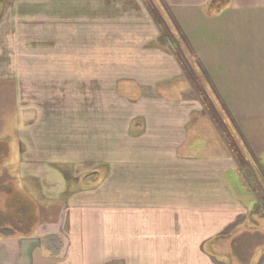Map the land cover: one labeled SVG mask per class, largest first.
<instances>
[{
	"label": "crops",
	"instance_id": "0c3cea01",
	"mask_svg": "<svg viewBox=\"0 0 264 264\" xmlns=\"http://www.w3.org/2000/svg\"><path fill=\"white\" fill-rule=\"evenodd\" d=\"M209 1L165 0L264 187V0ZM3 3L0 131L17 111L21 163L74 199L57 193L35 233H0V264H264V207L142 0Z\"/></svg>",
	"mask_w": 264,
	"mask_h": 264
},
{
	"label": "rangeland",
	"instance_id": "374dc122",
	"mask_svg": "<svg viewBox=\"0 0 264 264\" xmlns=\"http://www.w3.org/2000/svg\"><path fill=\"white\" fill-rule=\"evenodd\" d=\"M152 3L154 4V7L159 11L162 18L164 20H166V22L169 24L171 30L176 35V30L173 27L166 10L162 7L161 2L159 0H152ZM3 5H4L3 0H0V27L1 28L3 26H6V24L8 22V19L6 18L7 9L5 10L3 8ZM4 10H5V12H3ZM18 37H19V35H17V34H15L12 37L11 43L13 44V46H15L17 44L16 41H17ZM37 37H38V39L40 38L39 30H38V36H37L36 31H33V32L31 31V33H29V37L20 38V42H26L27 38L29 40H33V42H35V40H37ZM1 39H2V37H1ZM7 43H10L9 36H8ZM190 46L192 47L191 43H190ZM195 61H196L195 58L191 59V64L193 66L195 73L197 74V76L201 77V79L203 81V83H202L203 87L207 90L206 92L208 93V95H210L211 100L214 103L215 109L216 110L218 109V112L220 113L222 118L225 117V115H227V114L225 111L223 113L225 115L222 114L220 102L218 101L217 96L214 93L215 88L213 86V83L211 84V83L204 82L203 77L201 76V70L198 68V66H197L198 64L194 63ZM186 81H187V79H186ZM189 90H192L191 86H190ZM172 91L175 92L177 90H172ZM185 91H187V90L185 89ZM175 94L178 95V93H176V92H175ZM186 96H188L190 98L193 95L189 91V93L186 94ZM194 96H196L195 93H194ZM2 109L3 108L0 109V112L2 111ZM16 112H15V110L13 111L12 109L7 110V122L4 125L3 131H0V162H1V164H4L8 168L5 171V169H3V167H0V172L2 173L0 175V184H2L4 181L11 180L10 178H12V180H11L12 185L9 184L10 187L8 185H4L3 190H0V211L7 212L6 210H8L6 216H4V217L0 216V224L1 223L5 224L0 228V233L5 234V235L10 234L11 233L10 231L13 230V228L10 225H15V227L18 226L15 224V222H16L15 219L18 215H20V216L17 218H21V220H25L27 222L34 220L32 226H31V224L30 225L28 224L29 227H27V230H26V231H28V230L33 231L34 233L37 231L36 223L38 220H40V221L54 220L57 216V211H56L57 209L52 210V208H53L52 201H55L59 198V196L57 195V193H58L59 195L62 194L60 196L62 201L69 202L70 201L69 197H71V196H68V195H70V191L72 188L71 185H67L68 187L66 189V192H63L62 189H58V190L48 189V190H46L44 188V185L42 184V179L39 178V175L42 172H41V170H39L36 167V164L35 163L31 164L32 165V167H31V165L29 164V162L27 160L26 155L24 157L25 159H22L23 164L21 163L20 148L18 147V143L20 142L19 141L20 140V138H19L20 132L19 131L21 130V128L17 127L18 115L16 114ZM201 121H202V119H201ZM0 123H1V121H0ZM208 126L210 127L212 132L216 131L214 128V125L210 126V124H209ZM207 131L208 130L206 128V130H204L205 137L208 136ZM4 142L7 143V146L9 148L8 152H5V149L3 148ZM32 178H34V179H32ZM57 180H59V179H57ZM11 186H12L13 191L10 189ZM0 189H2V188H0ZM6 191L11 192L9 195H7V197H6L7 200L5 199V194H4V192H6ZM18 191H19V193H17ZM71 198L74 199V196H72ZM28 200H31L33 203L38 205L37 206L38 211H37L36 206L32 207V205H30L27 202ZM31 208H33V213H32ZM261 215H262V213H261ZM20 228L24 229L23 227H20ZM28 233L29 232L25 233L24 235L27 236V235H29ZM40 238L39 239L37 238V239L39 241H41L42 248H44L48 253L53 254V249H47V247L45 245L46 242H48V239L51 238V236L50 237L47 236L46 239H44V238L40 239ZM56 239L58 240L56 247L59 250L60 248H62V245H63L62 238L59 236V237H56ZM52 242L53 241H51V239H50L48 243L52 244Z\"/></svg>",
	"mask_w": 264,
	"mask_h": 264
},
{
	"label": "trees",
	"instance_id": "16d2710c",
	"mask_svg": "<svg viewBox=\"0 0 264 264\" xmlns=\"http://www.w3.org/2000/svg\"><path fill=\"white\" fill-rule=\"evenodd\" d=\"M162 4V7L166 10L170 21L173 25V27L176 30V35L171 30L169 24L162 18L159 11L154 7V4L152 3V0H142L144 5L148 8L150 15L152 17V20L154 21L157 30H158V37H157V44L158 46L162 47L163 49H166L178 62L182 74L189 82L192 90L194 91L196 97L200 101L202 107L204 108L206 114L210 118L212 124L214 125V128L219 135L220 140L224 144V146L227 148L230 155L236 160L237 166L241 173H243V179L247 185L252 188V191L255 193V196L257 198V205H256V213L260 209L264 207V187L259 184L258 179L255 177V174L252 170V167L250 164L243 158L242 153L235 141L234 134L229 129V127L224 123L220 113L218 112V109H215L214 103L211 100L210 95L206 92L207 90L203 87V81L201 77L197 76L195 73L193 66L191 64V59L195 58V64H198V68L201 70V76L203 77L204 82L211 83L212 81L210 79V76L204 69L202 63L199 61L197 56L195 55L194 49L190 46V43L181 30L179 23L177 20L173 17L170 8L168 7L165 0H159ZM230 0H210L207 4V12L209 14H215L221 12L229 3ZM214 93L217 96L218 101L220 102V107L223 111L226 112L228 117H230V114L228 112V109L222 100L220 96L216 93V90H214ZM234 125V123H233ZM236 128V126L234 125ZM237 129V128H236ZM1 164V162H0ZM92 176H95V173L90 174ZM90 177V176H88ZM96 177V176H95ZM93 177V178H95ZM96 181V180H94ZM19 193V191L17 192ZM21 193V192H20ZM32 207H35L36 204L33 203L31 200L27 201ZM31 207V206H30ZM7 208V207H6ZM32 213H33V208ZM8 212V210H6ZM7 212L0 211V216L4 217L7 215ZM34 215V214H33ZM18 215L17 217H19ZM15 219V224L18 225L14 228L18 232L21 233H27L26 231L27 227L29 225L33 224L34 220L27 222L25 220H21V218ZM33 218V217H32ZM24 222V223H23ZM29 224V225H28ZM5 225L4 223L0 224V228ZM28 225V226H27ZM20 227H23L24 229H21Z\"/></svg>",
	"mask_w": 264,
	"mask_h": 264
},
{
	"label": "flooded vegetation",
	"instance_id": "af4514ba",
	"mask_svg": "<svg viewBox=\"0 0 264 264\" xmlns=\"http://www.w3.org/2000/svg\"><path fill=\"white\" fill-rule=\"evenodd\" d=\"M0 167H3V169H5V171L8 169L4 164H1L0 165ZM2 173L0 172V175H1ZM11 180H12V178H10ZM11 180H7V181H4L2 184H0V188H2V189H0V190H3V186L4 185H8L9 186V184L10 185H12V183H11ZM10 187V186H9ZM12 191H13V189H12V186H11V188H10ZM5 191V190H4ZM11 192H4V194H5V199H6V197H7V195H9ZM7 200V199H6Z\"/></svg>",
	"mask_w": 264,
	"mask_h": 264
}]
</instances>
